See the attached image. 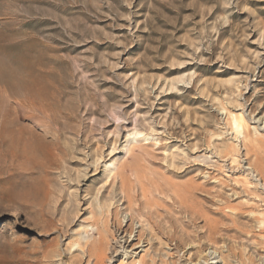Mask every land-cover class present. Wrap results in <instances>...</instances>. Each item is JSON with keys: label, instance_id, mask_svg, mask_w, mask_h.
Segmentation results:
<instances>
[{"label": "rangeland", "instance_id": "374dc122", "mask_svg": "<svg viewBox=\"0 0 264 264\" xmlns=\"http://www.w3.org/2000/svg\"><path fill=\"white\" fill-rule=\"evenodd\" d=\"M239 111L264 120V0H0V131L16 119L32 150L0 173V264H85L72 232L107 204L104 160L166 184L162 264L193 243L264 264V144L233 141Z\"/></svg>", "mask_w": 264, "mask_h": 264}, {"label": "bare ground", "instance_id": "6f19581e", "mask_svg": "<svg viewBox=\"0 0 264 264\" xmlns=\"http://www.w3.org/2000/svg\"><path fill=\"white\" fill-rule=\"evenodd\" d=\"M244 115L245 114L243 111H239L236 113L228 112L227 115L228 121H230V129L234 136L233 141L241 144L244 147L243 150L246 149L247 147L246 143L251 144L252 143L251 141L256 142V144L260 143V145H263L264 120L262 118H257V119H254L252 117L246 118ZM248 121L250 122L253 121L252 122V124H254L253 127L250 128L248 126ZM18 125H19L18 121L16 119H13L9 121L8 124H6L5 129L2 128L0 131L1 133L0 141L3 143L4 146L3 157L2 155H0V173H3L5 170H14L12 174V178L21 180V178L23 177V173H21L19 170L24 169V164H23L24 160L28 158L29 155L28 151H30L31 154L32 150L29 147V141L23 135L24 130L21 129L20 126ZM127 128L128 127L125 125V123L120 125V129H122L123 131H127L125 135L126 138L124 140L125 144H123L124 156H128L131 153L132 151L131 146L134 144H138L141 135L137 129L134 128L127 129ZM250 130L253 132L252 135H254L255 137L253 140L251 139V137L253 136H251ZM145 139L146 138H144L143 140ZM253 145L254 144H252V147ZM139 149H141V152H144L146 154V150L143 147L139 146ZM248 149L246 150L247 153H248ZM262 153L263 151L261 148L260 156L262 155ZM4 158L7 161L6 166L1 165V161L2 159L4 160ZM31 160L33 159L31 158ZM100 161H102L101 156L100 157L98 156V158L95 159L94 162H92L91 165L93 166L92 168L93 169L97 168V166L100 165L99 164ZM232 162L233 164L231 163L228 166L225 165V168H227L226 169L227 171L235 172L236 168L233 166L235 160H233ZM102 164H103L102 174H105V178H106L105 179L106 182L104 183V185L108 187L105 190L106 200H104L105 201L104 203L107 204H103V202H101L100 199H98L97 197L96 201H94L95 205L89 213V218H90L89 222L84 225L82 231L79 229L76 230V232L74 231L72 232L75 233L76 234L75 236L78 238V242L75 245L77 246V252H78L77 255L84 259L85 264L111 263L113 255L121 251H123L125 256L131 260L128 264H162L163 262H166L163 258H167L169 253L164 252L163 249L157 245L159 244L158 242L159 238H157V235H163L161 234L162 231L167 230V227L169 223L172 221V219L177 218L176 215L172 217L170 213H167L169 211H167V209L164 210L165 208L163 209L160 203L158 202L161 199H165L164 197L169 196L167 195V192H165L168 191V189H166V184L164 183L163 180H160L159 178L158 179L156 178V180L153 178H148L147 173H145L144 171H142L141 175H139L138 169H136V167L132 168V170L129 171L128 169L130 165L127 166L128 164L118 167L115 166L114 163H107V161L105 160L102 161ZM251 168L252 167H250L248 164L247 167L243 169L244 171L250 172L252 170ZM128 172H130L129 175ZM258 178L260 177L258 176ZM233 179H234L233 182L234 181L239 182L240 180L245 187H250V188L253 187L252 183L249 182L250 183L249 184L246 180L243 179L235 180V178ZM255 183L256 184H254V186L255 185L259 186V183L261 185V180ZM263 185H261V187H263ZM262 191L264 192V188L262 189ZM173 202L174 204L176 203L175 201H172L171 203ZM165 211L167 212L165 213L166 215L164 216L162 212ZM193 216H194L193 214H189L188 217L193 218ZM135 225H137V231H136V235L134 236L133 234H134ZM207 234H209V232ZM208 236L210 235H207V237ZM171 239L176 240L178 244H182V242H184V239L182 237H175L174 234L170 235L169 240L172 241ZM111 243H113L114 245H112ZM193 244H191L192 247L190 246L188 247V250L184 252V254L181 257L178 258L176 256L175 258L176 260L174 263L169 262V264H231L228 261L229 259L228 255L225 256L226 253L225 255H223L217 249H212L211 247L206 248L207 251L205 250H203L204 252L201 251V253L199 254L200 256H198V259H195L196 256H194V253L192 252ZM218 247H222V246H218ZM177 252L178 251H175L174 253H170V254L175 255L177 254ZM209 256H212L214 262H209L210 261ZM122 262L123 261H121L119 264H121Z\"/></svg>", "mask_w": 264, "mask_h": 264}]
</instances>
